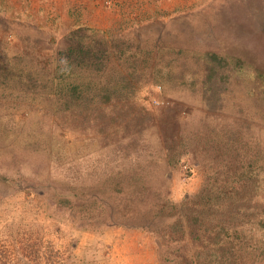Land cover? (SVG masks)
<instances>
[{
  "label": "rangeland",
  "instance_id": "374dc122",
  "mask_svg": "<svg viewBox=\"0 0 264 264\" xmlns=\"http://www.w3.org/2000/svg\"><path fill=\"white\" fill-rule=\"evenodd\" d=\"M0 264H264V0H0Z\"/></svg>",
  "mask_w": 264,
  "mask_h": 264
},
{
  "label": "trees",
  "instance_id": "16d2710c",
  "mask_svg": "<svg viewBox=\"0 0 264 264\" xmlns=\"http://www.w3.org/2000/svg\"><path fill=\"white\" fill-rule=\"evenodd\" d=\"M191 203H193V202L186 200L185 203H183L181 205V207H183V206L185 207L186 205H189ZM191 211H192V209L190 208V206H188L185 210L186 216L189 213H191ZM204 214L205 213L199 212V215H201V216H204ZM199 215L198 214H192V218L189 220V223L191 224V227H190L191 229H189L188 232L191 234H194V235H195V233H198V236H204V234H208V235H212V236L216 237L218 240H217V244L215 246L213 245V249L225 247L226 246V239H227V235H228L227 231H230V230L219 229L220 225L217 224V222H219V220L216 221V219L212 220L210 225L208 226L205 224L206 219H200ZM158 216L159 215H156L151 220H155V218L156 217L158 218ZM157 222H159V218H158ZM182 225H183L182 221H176V224H173L172 227L178 228L179 231L182 232ZM203 227H205V228L203 229ZM218 250H221V249H218Z\"/></svg>",
  "mask_w": 264,
  "mask_h": 264
}]
</instances>
